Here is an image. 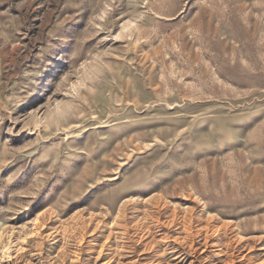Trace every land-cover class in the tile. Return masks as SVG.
<instances>
[{"label":"rangeland","instance_id":"374dc122","mask_svg":"<svg viewBox=\"0 0 264 264\" xmlns=\"http://www.w3.org/2000/svg\"><path fill=\"white\" fill-rule=\"evenodd\" d=\"M0 264H264V0H0Z\"/></svg>","mask_w":264,"mask_h":264}]
</instances>
